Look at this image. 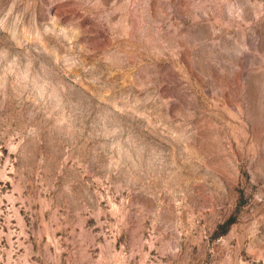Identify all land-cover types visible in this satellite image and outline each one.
I'll list each match as a JSON object with an SVG mask.
<instances>
[{
  "label": "rangeland",
  "instance_id": "1",
  "mask_svg": "<svg viewBox=\"0 0 264 264\" xmlns=\"http://www.w3.org/2000/svg\"><path fill=\"white\" fill-rule=\"evenodd\" d=\"M0 264H264V0H0Z\"/></svg>",
  "mask_w": 264,
  "mask_h": 264
}]
</instances>
